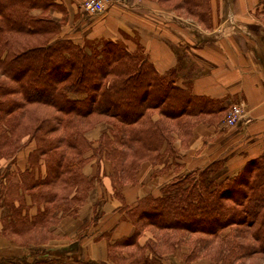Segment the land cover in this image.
Returning <instances> with one entry per match:
<instances>
[{"label":"trees","instance_id":"obj_1","mask_svg":"<svg viewBox=\"0 0 264 264\" xmlns=\"http://www.w3.org/2000/svg\"><path fill=\"white\" fill-rule=\"evenodd\" d=\"M176 4L210 21L209 0ZM55 5L53 0H0V158L15 166L17 151L34 142L24 169L0 171L2 229L29 245L30 254L19 257L26 264H65L63 257L52 256L55 251L34 247L53 235L62 217L76 216L100 181L85 170L90 159L108 163L104 173L114 197L121 198V187L135 181L141 161L166 165L168 155L178 157L173 131L188 137L190 117H219L228 107L223 98L192 92L193 69L181 83L178 66L158 72L139 44L130 50L118 40L58 36V22L45 14ZM154 111L158 119H152ZM100 120L106 130L93 142L86 131ZM223 166L215 159L174 176L158 195L122 206L134 231L108 242L107 258L114 264H162L154 241L137 244L138 235L149 229L200 234L197 247L214 244L210 260L215 264L263 261L264 153L217 180ZM176 243L168 238L162 249ZM195 254L203 253L189 249L184 260ZM74 263L98 264L78 257Z\"/></svg>","mask_w":264,"mask_h":264},{"label":"crops","instance_id":"obj_2","mask_svg":"<svg viewBox=\"0 0 264 264\" xmlns=\"http://www.w3.org/2000/svg\"><path fill=\"white\" fill-rule=\"evenodd\" d=\"M53 1L55 7L45 14L58 22V36L77 42L118 40L130 50L139 44L158 72L178 66V83H181L188 70L193 69L192 92L223 98V104L228 106L219 117L206 114L190 119L193 123L188 137L173 131V146L178 152L175 161L168 159L166 165L141 161L135 181L121 187V198L114 197L111 181L101 164L97 168L100 181L89 189L77 215L62 217L54 227L53 235L60 238L51 249L71 241L83 256L100 264H114L107 258L108 242L128 237L134 231L133 224L120 210L122 206L130 207L147 194L158 195L161 186L174 176L202 168L215 159L224 162L223 169L236 171L249 157L264 153L262 67L250 53L246 33L217 21L235 18L240 26L259 24L258 31L247 30L261 35L264 33L263 0H209L210 27L178 6V1L170 6L168 3L173 0H122L93 14L82 9L83 0ZM186 23H190L192 29ZM218 30L219 34L206 36ZM233 104L243 107L244 116L235 125L226 127L223 117ZM151 117L158 119L159 114L154 111ZM98 124L87 130L93 142L102 132ZM33 147L34 142L30 141L17 151L15 165L19 169L26 167L28 153ZM88 164V174L95 175L96 162L90 159ZM34 211L32 206L30 213ZM4 212V206H0V264H21L19 257L30 254L29 248L20 244L18 236L3 231ZM164 240L161 233L144 229L137 237V244L143 246L154 241L161 249L162 264H209L203 256L185 261L183 255L188 254L189 246L184 242L163 250ZM47 242L51 245V238Z\"/></svg>","mask_w":264,"mask_h":264},{"label":"rangeland","instance_id":"obj_3","mask_svg":"<svg viewBox=\"0 0 264 264\" xmlns=\"http://www.w3.org/2000/svg\"><path fill=\"white\" fill-rule=\"evenodd\" d=\"M176 1H178V0H173L172 2H169L168 4L170 6H172V5L175 4ZM261 7H264V0H263V2L261 4ZM34 12L36 13L38 11L35 10ZM198 20L200 22H202L205 26H207L206 24H209L208 27H210V25H211V18H210V21H208V22H203L200 19H198ZM217 21H218V23H219V21L222 22V25L225 26V27H227V28L239 29V30H242L244 33H246V35L249 38V42L248 43L250 44V53H251V55H253V57H255L259 61L260 65L262 67V71L264 73V33H262L261 35H258L257 36L256 34L254 35V34H252V32H249L247 30V29H251V30L253 29V32L254 31H258L259 30V27H257V26H260V25L259 24H256L255 25V23H254L253 25L252 24H249V27L240 26L237 23V20L235 18H227L225 20L224 19H221V20H218L217 19ZM186 24H188V26L192 29V26H191L190 23H186ZM215 34H219V30L216 31L215 33H212L211 35H206V36H212V35L215 36ZM190 119L194 120L196 118H195V116H192V117H190ZM223 119H224V117H223ZM98 123H99L98 125H100V129L102 131L106 130V123L103 120H100ZM223 125L226 126V127H231V126L225 125L224 122H223ZM93 126H95V125H93ZM86 136L89 137V131L86 132ZM168 156H169L168 159H171V162H174L175 161V158L174 157H171L170 155H168ZM91 161L96 162V164H97L96 165L97 166L96 169L101 164H104L103 171H105L106 168L109 169L108 163L104 159L96 160V158L95 159L92 158ZM15 166L9 164V162H8L7 159L0 158V171H3V172H4V170L10 171V170L15 169ZM85 170L87 171V173H89V164L87 165V163L85 165ZM178 170L179 169H176V171H178ZM234 172L235 171H227L226 169H223L222 168V169H220L217 172V174L215 176H216V179L217 180H220L223 177H225L226 174L231 175ZM95 174L100 179L101 176L99 175L98 169H97V172ZM4 208L6 210V207L5 206H4ZM161 235H163V237L165 239L168 237V238H170V240L177 241V244L180 243V242H182V243L184 242V243L188 244L189 249L196 250V251H201L203 253V254H195V255L203 256V257L207 258L209 264H215L214 261H212L210 259H213V256H215V254H213V253H214L216 247H215L214 244H210V247H208L205 250L197 247L198 244H197L196 241L201 236L200 234H189V233H183V232H175L174 233L173 231H168V232L165 231V232H162ZM50 238H51V241H52L51 242V245H49L50 243L48 244V242L45 241L42 244L36 245V247H34V248L35 249H38V250H40L39 248H41V249L44 250V252H46V250L48 251L51 248H54V246H55L54 244H57L59 242V238L60 237H56V236L52 235ZM62 242H65V241H62ZM20 244L23 245L22 243H20ZM63 244L64 245L59 246V247L56 246V249H51V251H55V252H52V254H53L52 256L53 257H57V258H60V259H61V257H63L62 260H63V262L65 264H76V263H74V259L76 257H78V258H84V259H90L88 256L85 257V256H83V254H81V252L78 250V248H77V246H76V244L74 242L68 241V242L63 243ZM24 246H26V244ZM31 247H32V245H31ZM38 250H37V253H35V254H39V256H40L41 253H39L40 251H38ZM21 264H26V263L21 262ZM44 264H51V263L50 262H46ZM98 264H100V263H98ZM234 264H253V259H247V258H245V259H242V260H237V261H235ZM256 264H264V259H263V261L257 262Z\"/></svg>","mask_w":264,"mask_h":264},{"label":"built area","instance_id":"obj_4","mask_svg":"<svg viewBox=\"0 0 264 264\" xmlns=\"http://www.w3.org/2000/svg\"><path fill=\"white\" fill-rule=\"evenodd\" d=\"M122 0H83L80 4L87 13H100L106 10L110 5ZM244 116L243 107L240 104H233L224 116L225 125H235Z\"/></svg>","mask_w":264,"mask_h":264}]
</instances>
